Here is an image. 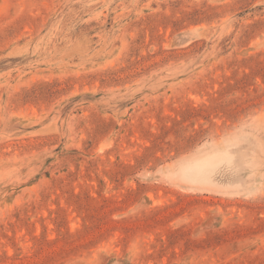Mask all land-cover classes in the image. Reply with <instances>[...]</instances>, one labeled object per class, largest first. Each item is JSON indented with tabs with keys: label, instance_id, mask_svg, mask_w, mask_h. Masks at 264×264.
<instances>
[{
	"label": "rangeland",
	"instance_id": "obj_1",
	"mask_svg": "<svg viewBox=\"0 0 264 264\" xmlns=\"http://www.w3.org/2000/svg\"><path fill=\"white\" fill-rule=\"evenodd\" d=\"M0 264H264V0H0Z\"/></svg>",
	"mask_w": 264,
	"mask_h": 264
}]
</instances>
